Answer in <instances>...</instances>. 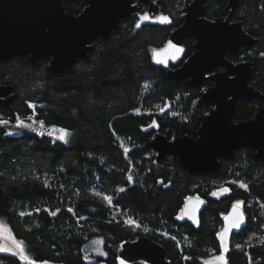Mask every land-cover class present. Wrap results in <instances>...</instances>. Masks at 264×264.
Here are the masks:
<instances>
[{"label":"trees","instance_id":"trees-1","mask_svg":"<svg viewBox=\"0 0 264 264\" xmlns=\"http://www.w3.org/2000/svg\"><path fill=\"white\" fill-rule=\"evenodd\" d=\"M160 1L169 23L144 22L136 28L138 18L128 16L107 37H95L88 55L64 72L48 70L50 57L0 59V83L12 84L14 93L10 107L0 105V119L13 121L16 112L29 116L35 109L37 117L71 131L69 143L13 138L0 124V217L36 262L118 264L124 259L141 264L122 251V243L147 235L167 247L169 264H202L210 246L217 248L218 212L230 199L243 198L249 217L233 235L230 263L264 264V157L245 145L221 156L218 170L191 172L173 155L158 160L150 146L157 132L149 126L153 121L169 138L196 135L212 106L200 100L211 80L169 79L165 64L153 58L152 48L169 43L191 0ZM64 5L73 13L84 6L79 0ZM228 10L227 0H207L208 17ZM232 17L258 40L229 58L251 59L249 82L264 93V0H240ZM183 49L167 64L180 65L193 52L194 38L185 39ZM263 104L264 98H239L235 118L250 119ZM241 182L248 187H240ZM222 185L231 194L208 198L199 228L178 220L187 197H208ZM94 238H102L105 254L86 260L83 248ZM0 264L30 263L0 252Z\"/></svg>","mask_w":264,"mask_h":264},{"label":"water","instance_id":"water-1","mask_svg":"<svg viewBox=\"0 0 264 264\" xmlns=\"http://www.w3.org/2000/svg\"><path fill=\"white\" fill-rule=\"evenodd\" d=\"M85 1L88 5L76 15L65 9L63 0H0V59L21 54H29L31 61L50 57L48 70L64 72L88 55L94 47L92 41L95 37H107L118 28L122 18L137 10V6L132 4L134 0ZM239 2L227 0L230 14L211 19L205 15L207 0H192L184 22L170 33V40L177 45H181L186 38L194 37L195 49L179 66L165 65L167 77L178 82L188 79L192 84H204L211 80L212 84L201 93L200 100L211 103L212 107L202 119L196 135L169 138L155 126L157 132L150 146L156 151L158 160L170 154L191 172H210L220 168V156L229 157L241 146H251L256 157H264V104L250 119L235 118L239 98H264V93L249 82L253 62H233L228 58L230 52H238L242 46H251L258 40L245 30L242 21H231L230 16ZM12 90V84L0 83V105L11 106L14 98ZM27 117H32V120ZM17 118L32 127L18 128ZM36 121H43V127ZM4 125L7 135L13 138L30 135L58 140L60 132H53L52 129H61L59 125L36 115L22 116L18 112L13 121ZM41 132L44 134L41 135ZM237 201H243V206L237 208ZM205 203L204 197L189 196L181 208L183 218L198 227ZM241 212L244 222L239 228L230 227ZM221 218L224 225L216 233L220 251L204 258V264H223L217 259L220 255H224L227 264H230L228 255L232 234L247 223L244 200L234 201ZM226 228L229 231L225 241L221 239V234ZM122 251L141 258L143 264L168 262L165 246L146 235L125 240Z\"/></svg>","mask_w":264,"mask_h":264},{"label":"flooded vegetation","instance_id":"flooded-vegetation-1","mask_svg":"<svg viewBox=\"0 0 264 264\" xmlns=\"http://www.w3.org/2000/svg\"><path fill=\"white\" fill-rule=\"evenodd\" d=\"M64 1L65 0H63V5H64ZM79 1H81V2H83V4H84V6H83V8H82V10L80 11V12H78V13H73V12H70V11H68L67 9H66V7H65V5H64V7H65V9L68 11V12H70V13H73V14H76V15H78V14H80L84 9H85V7L88 5V3L85 1V0H79ZM192 1V0H191ZM190 1V2H191ZM189 2V3H190ZM132 4L133 5H136L137 6V10L136 11H134L133 13H131L130 15H128V16H132V15H134V16H136L137 18H138V20H137V22H139V19H140V16L141 15H143L144 13H147L150 17H152V19L151 20H149V21H145V22H160L159 20H157V18L160 16V15H162V14H164V15H167L169 18H171L170 17V15H169V13H167L166 11H165V9L163 8V6H162V4H161V1L160 0H134L133 2H132ZM189 5V4H188ZM188 5H187V7H188ZM239 6V5H238ZM228 7V6H227ZM238 8V7H237ZM236 8V9H237ZM206 10H207V7H206ZM235 11V10H234ZM233 11V12H234ZM186 12H187V9H186ZM186 12L184 13V16H185V14H186ZM233 12H232V14H233ZM230 14V9L228 10V13L226 14V15H220V16H214V17H208L207 15H206V12H205V15L208 17V18H211V19H214V18H216V17H227L228 15ZM232 14H231V21H241V20H234L233 19V17H232ZM128 16H126V17H128ZM126 17H124V18H126ZM124 18H122L121 19V21L124 19ZM120 21V22H121ZM171 21V20H170ZM183 22H184V19H183ZM182 22V23H183ZM144 23V22H143ZM160 23H169V22H160ZM181 23V24H182ZM243 23V22H242ZM181 24H179L178 26H180ZM178 26H176L175 28H177ZM243 27H244V25H243ZM174 28V29H175ZM245 28V27H244ZM173 29V30H174ZM172 30V31H173ZM246 30V29H245ZM171 31V32H172ZM247 31V30H246ZM248 32V31H247ZM251 34V33H250ZM170 36V35H169ZM254 36V35H253ZM189 38H194V37H189ZM257 38V37H256ZM95 39V38H94ZM93 39V40H94ZM187 39V38H186ZM169 41L170 42H172L171 40H170V38H169ZM185 41V40H184ZM184 41H183V43L181 44V45H178V46H181V48H183V44H184ZM93 42V41H92ZM173 43V42H172ZM194 43H195V38H194ZM175 44V43H174ZM177 45V44H176ZM195 49V48H194ZM194 51V50H193ZM193 53V52H192ZM191 53V54H192ZM230 53H236V52H230ZM229 53V54H230ZM190 54V55H191ZM229 54H228V58H229ZM189 55V56H190ZM188 56V57H189ZM186 59V58H185ZM185 59H184V61H185ZM230 59V58H229ZM231 60V59H230ZM244 60H251V59H243V60H240V61H244ZM183 61V62H184ZM231 61H233V60H231ZM252 61V60H251ZM182 62V63H183ZM233 62H239V61H233ZM253 62V61H252ZM181 63V64H182ZM165 65H169V64H165ZM170 66V65H169ZM179 66V65H178ZM171 67V66H170ZM177 67V66H176ZM221 68H217L216 70H220ZM212 82V81H211ZM3 84H5V83H3ZM212 84V83H211ZM210 84V85H211ZM251 84V83H250ZM208 87V86H207ZM206 87V88H207ZM205 88V89H206ZM212 105V104H211ZM4 106V105H3ZM212 107V106H211ZM238 120V119H237ZM221 157V156H220ZM221 188H227V189H230V191H227V192H225V193H223V194H221V195H212V193H214V191H216V190H218V189H221ZM231 191H232V189L228 186V185H222V186H218V187H216V188H214L209 194H208V197H206V196H203V195H198V194H196L197 196H201V197H204L205 199H206V203H205V205L207 204V202H208V198H212V199H216V200H219V199H221V198H224V197H226V196H229L230 194H231ZM188 198V197H187ZM186 198V199H187ZM240 199H242V200H244V208H245V211L247 212V222H248V217H249V213H248V211H247V205H246V200L245 199H243V198H234V199H230L229 200V202H228V204L224 207V209H222V210H220L219 212H218V216H219V224H218V226L214 229V237H215V241H216V244H217V248L216 247H213V246H210V253L207 255V256H205V257H202L201 258V262H202V264H204L203 263V260H204V258H206V257H208V256H210V255H213V254H216V253H218L219 251H220V244H219V240H218V238H217V231L218 230H220L222 227H223V225H224V221H223V219L221 218V214L222 213H226L229 209H230V207H231V205H232V203L234 202V201H236V200H240ZM185 202V201H184ZM205 205H204V207H205ZM183 206V205H182ZM203 207V208H204ZM182 208V207H181ZM203 208H202V210H203ZM202 210H201V212H200V224H201V213H202ZM177 218H178V220H181V221H185V222H187V223H189L190 225H192L194 228H199V226H200V224H199V226L198 227H196V226H194L191 222H189V221H187V220H185L184 218H183V216H182V213H181V209H180V211H179V213L177 214ZM246 225H247V223H246ZM245 225V226H246ZM244 226V227H245ZM243 227V228H244ZM242 228V229H243ZM241 229V230H242ZM241 230H239L238 232H240ZM238 232H233V234H232V239H231V249H232V242H233V235L234 234H236V233H238ZM143 236V235H142ZM147 236V235H146ZM149 237V236H148ZM139 238V237H138ZM151 238V237H150ZM137 239V238H136ZM153 239V238H152ZM156 241V240H155ZM159 242V241H158ZM161 243V242H160ZM163 244V243H162ZM164 245V244H163ZM165 246V245H164ZM178 246H180L181 247V244H179L178 243ZM165 248H166V254H167V259H168V262L166 263V264H169V262H170V259L168 258V250H167V247L165 246ZM231 251V250H230ZM230 253V252H229ZM133 256H135V255H133ZM136 258H137V261L138 262H140L141 264H143L142 263V259L141 258H139V257H137V256H135ZM228 257H229V255H228ZM132 264H134V262H131ZM229 263H230V259H229ZM231 264V263H230Z\"/></svg>","mask_w":264,"mask_h":264},{"label":"rangeland","instance_id":"rangeland-1","mask_svg":"<svg viewBox=\"0 0 264 264\" xmlns=\"http://www.w3.org/2000/svg\"><path fill=\"white\" fill-rule=\"evenodd\" d=\"M160 16H167V15L162 14ZM157 20H159V19L157 18ZM170 20H171V18H169V21ZM172 44H174V43H172ZM168 45H169V43H167L165 46L160 47V48H152V54H153V58L155 61L167 64L170 61L178 60L182 56V53H180L178 56H176L175 50L172 48H169ZM174 45H176V44H174ZM176 47L181 48V46H178V45H176ZM174 56H176L175 59H173ZM32 104H34V103H30V105H32ZM33 114L34 115L38 114L35 109L33 110ZM62 129H65V128H62ZM67 130L70 133V135L67 138L68 139L67 143H69L70 138H71V131L69 129H67ZM60 135H61V133H60ZM60 141H62V140H60ZM62 142H64V141H62ZM221 189H223V188H221ZM221 189L214 191V193H216V195H221V194L225 193V192L220 191ZM129 220L130 219H128V221ZM17 242H20V247H23V249H24L23 253L20 252V247H17ZM4 248H7L9 250L8 251L0 250V252H9V253L17 254L22 260L29 262V263L31 261H34L33 258L29 255L28 251L26 250L24 243L21 240L17 239L13 235V233L10 230L6 221L0 217V249H4ZM83 251H84V256H85L86 260H91V259L96 258L99 255H104L105 252L103 249L102 238H94L91 241H89L84 246ZM22 256H27L28 259H24V258H22ZM121 260H123L125 262V264H132L131 262L126 261L124 259H119L118 264H121ZM44 262H36L35 261V264H44ZM47 264H54V263L47 261Z\"/></svg>","mask_w":264,"mask_h":264},{"label":"snow or ice","instance_id":"snow-or-ice-1","mask_svg":"<svg viewBox=\"0 0 264 264\" xmlns=\"http://www.w3.org/2000/svg\"><path fill=\"white\" fill-rule=\"evenodd\" d=\"M151 19H152V17H150L147 13H144L143 15L140 16L139 22H137V23L135 24V27H136V28H140V27H141V24H142L143 22H145V21H149V20H151ZM158 19L160 20V22H170V21H169V17H167V16H160V17H158ZM168 47H169V48H172V49L175 50L176 56H178L180 53H182V52L184 51L183 48H178V47H176V45L172 44L171 42H169ZM176 56H174L173 59H175ZM31 107H32V108H35L36 105H35V104H32ZM167 107H170V104H167V105L165 106V108H161V109H160L161 113H163V112L166 110ZM137 112H139L138 109H137ZM172 114H173V115H176V113H172ZM27 119L32 120V117H27ZM17 120H18V123H17V127H18V128H31V127H32L31 124H26L25 121L22 120V119L17 118ZM7 123H9V121L0 119V124H7ZM36 123H39L42 127H43V125H44V122H43V121H36ZM149 126H150V127H152V126H156V127H158V125L156 124L155 121H153L152 124L149 125ZM145 130H146V129H145ZM52 131H53V132H56V131L60 132L61 135H60L58 138H59L60 140L64 141L65 143L68 142V139H67V138H68V136L70 135V133H69V131H68L67 129H62V128H61V129H57V128L53 127ZM43 134H44V133L41 132V135H43ZM49 134H51V133H49ZM128 151H130V149L125 148V152H128ZM128 179H129V180H132V176H129ZM161 183H163V181H161ZM240 187H242V188H247L248 186H247L246 184H244L243 182H241V183H240ZM120 191L123 192V191H125V189L121 188ZM220 191H222V192H227V191H230V189L223 188V189H221ZM212 195H216V193H212ZM189 199H191V198H189ZM108 200H109V202L111 203V197H108ZM242 206H243V201H237V203H236V207H237V208H240V207H242ZM53 215H55V213H53ZM243 222H244V214L241 212L240 215H239L238 220L235 221V222H233V223L230 225V227H232V228H239L240 225H241V223H243ZM129 223H133V224H135V221H134V220H129ZM137 226H138V225H137ZM228 231H229L228 228L224 229V232L221 234V239H222V240H225V241H226V237H227ZM173 239H175V237H173ZM17 247H20V242H17ZM239 247H240V245H237V248H239ZM224 249H225V252H226V251H227V243H226V242H225V244H224ZM0 250L8 251L9 249L4 248V249H0ZM20 252H21V253L24 252L23 247H20ZM22 258H24V259H28L27 256H22ZM217 259L220 260V261H222L223 264H227V259H226V257H225L224 255H220V256H218ZM30 264H35V261H31ZM44 264H47V261H45ZM121 264H125V262H124L123 260H121Z\"/></svg>","mask_w":264,"mask_h":264}]
</instances>
